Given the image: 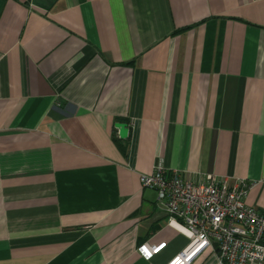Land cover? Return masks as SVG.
<instances>
[{
	"label": "crops",
	"instance_id": "0c3cea01",
	"mask_svg": "<svg viewBox=\"0 0 264 264\" xmlns=\"http://www.w3.org/2000/svg\"><path fill=\"white\" fill-rule=\"evenodd\" d=\"M157 163L264 216V0H0V264H164Z\"/></svg>",
	"mask_w": 264,
	"mask_h": 264
},
{
	"label": "built area",
	"instance_id": "2783aa9c",
	"mask_svg": "<svg viewBox=\"0 0 264 264\" xmlns=\"http://www.w3.org/2000/svg\"><path fill=\"white\" fill-rule=\"evenodd\" d=\"M141 188L151 189L162 204L166 224L186 239L185 247L164 264H194L214 254L216 264L264 263V216L245 203L249 184L204 175L203 181L166 175L161 163L149 174L139 175ZM164 246L141 243L135 253L150 261Z\"/></svg>",
	"mask_w": 264,
	"mask_h": 264
},
{
	"label": "water",
	"instance_id": "95a60500",
	"mask_svg": "<svg viewBox=\"0 0 264 264\" xmlns=\"http://www.w3.org/2000/svg\"><path fill=\"white\" fill-rule=\"evenodd\" d=\"M113 127L116 129L117 137L119 139H125L126 138L127 128H126L125 124H123V123H115L113 125Z\"/></svg>",
	"mask_w": 264,
	"mask_h": 264
},
{
	"label": "trees",
	"instance_id": "16d2710c",
	"mask_svg": "<svg viewBox=\"0 0 264 264\" xmlns=\"http://www.w3.org/2000/svg\"><path fill=\"white\" fill-rule=\"evenodd\" d=\"M113 142L115 144V147L118 149L121 155H124L125 153V142H122L117 139H113Z\"/></svg>",
	"mask_w": 264,
	"mask_h": 264
}]
</instances>
